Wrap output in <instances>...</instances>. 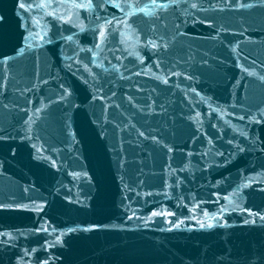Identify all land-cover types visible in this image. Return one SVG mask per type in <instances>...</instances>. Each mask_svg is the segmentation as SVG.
Segmentation results:
<instances>
[{"label":"water","instance_id":"1","mask_svg":"<svg viewBox=\"0 0 264 264\" xmlns=\"http://www.w3.org/2000/svg\"><path fill=\"white\" fill-rule=\"evenodd\" d=\"M41 2L0 0V264H264V0Z\"/></svg>","mask_w":264,"mask_h":264},{"label":"snow or ice","instance_id":"2","mask_svg":"<svg viewBox=\"0 0 264 264\" xmlns=\"http://www.w3.org/2000/svg\"><path fill=\"white\" fill-rule=\"evenodd\" d=\"M111 2L113 3V6L115 8H119L121 11H123V8L121 7V5L119 3H115V0H111ZM152 2H153L154 5H156V0H152ZM230 2H231V0H229V3ZM251 6L252 5H245V4H242V3L236 5V7H240V8H243V7H251ZM19 7L21 9H29V8L33 7V5H26L24 3H21L19 5ZM35 7L48 8V7H51V3L50 2L49 3H44L43 0H42V2L40 4H38V5H35ZM71 7L72 8L92 9L94 7V4H93V0H86V2H84V3H75V2H73L72 5H71ZM191 7L196 8L197 5L196 4H192ZM140 11H143V9H140ZM47 14L50 15V16H52V17H54V18H56V19H59L60 21L65 22V23H70L71 22V13H69V15H67V16H64V15L57 16L56 11L53 10V11L47 13ZM132 14L133 13H131V12L128 13L129 16H131ZM116 23L119 24V23H121V21L117 20ZM111 24H112V21L111 20H106L105 21V25H111ZM127 26L128 27H131V25H127ZM80 28H81V31L84 30V26L83 25H80ZM32 35L33 34L31 32H29V36H32ZM40 38L41 39H44L43 36H41ZM98 38L101 41H104V40L107 39V33H106V29L105 28H101V30H100V32L98 34ZM25 39H28V37H25ZM67 39L68 40H71V37H68ZM149 43H151V46L153 48L158 47V45H156L155 43H152V42H149ZM99 46H100L99 44L96 45V47H99ZM18 51L20 53H22L23 52V49H19ZM3 59H4V63L7 64V62L10 60V57L4 56ZM262 79H264V78H262ZM166 82L167 81H165V83ZM241 119H243V117H241ZM140 135L143 136L144 133H140ZM241 135H244V133H241ZM2 138L3 137H0V139H2ZM152 139L155 140L156 138L153 137ZM169 150L171 151V149H169ZM240 150L243 151V149H240ZM25 191H27V189H25ZM233 195H238V193L237 192H234ZM224 198L225 199H228V197H224ZM33 204H34V202H33ZM0 207H11V205H0ZM16 207L17 208H20V209H27L28 208V206L27 205H24V204H17ZM34 210L40 211V209H38V208H36ZM223 210L226 211L227 209L225 208ZM245 211H248L250 216L252 215V213H251L250 210L245 209ZM158 215H173V213H170V212L161 213V212H158V211H153L152 212V216H158ZM205 215H207V213H205ZM255 215L259 216L261 220H264V215H260L259 213H256ZM248 222L249 221H245V223H248ZM198 223H199L200 228H202V229L203 228H206V227L207 228H212L213 227V224L212 223L205 224V223L199 222V221H198ZM251 223L254 224L255 223V220H252ZM174 226L178 227V225H174ZM36 231H46V229L41 228V229H36ZM70 231H71V229H70ZM4 235H8L9 237H11V233H4ZM11 238L14 239V237H11ZM49 246L51 247V245H49ZM31 251L34 252V251H36V249H32ZM24 254L25 255H28L29 254V250L26 249ZM43 264H49V262L47 260H45V261H43Z\"/></svg>","mask_w":264,"mask_h":264}]
</instances>
